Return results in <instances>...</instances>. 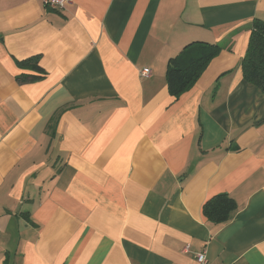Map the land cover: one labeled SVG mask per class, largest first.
<instances>
[{
  "label": "crops",
  "instance_id": "obj_1",
  "mask_svg": "<svg viewBox=\"0 0 264 264\" xmlns=\"http://www.w3.org/2000/svg\"><path fill=\"white\" fill-rule=\"evenodd\" d=\"M255 19L264 0H0V264H264ZM192 43L221 51L173 100ZM222 194L218 226L203 206Z\"/></svg>",
  "mask_w": 264,
  "mask_h": 264
},
{
  "label": "trees",
  "instance_id": "obj_2",
  "mask_svg": "<svg viewBox=\"0 0 264 264\" xmlns=\"http://www.w3.org/2000/svg\"><path fill=\"white\" fill-rule=\"evenodd\" d=\"M217 45L192 43L168 61L166 82L168 93L173 100L189 91L198 81L208 63L220 53ZM20 68L36 71L40 76L22 75L21 82L36 81L44 73L36 57L19 62ZM242 78L255 86L264 95V20L255 19L245 55L240 63ZM235 209L234 201L227 195H217L203 206V214L214 225L222 226L229 220Z\"/></svg>",
  "mask_w": 264,
  "mask_h": 264
},
{
  "label": "built area",
  "instance_id": "obj_3",
  "mask_svg": "<svg viewBox=\"0 0 264 264\" xmlns=\"http://www.w3.org/2000/svg\"><path fill=\"white\" fill-rule=\"evenodd\" d=\"M68 2L69 0H43V4L46 8L57 10V11L64 10ZM149 74H150V71L148 69H144L141 72V75L144 77L149 76ZM195 264H209L205 251H202L195 255Z\"/></svg>",
  "mask_w": 264,
  "mask_h": 264
}]
</instances>
